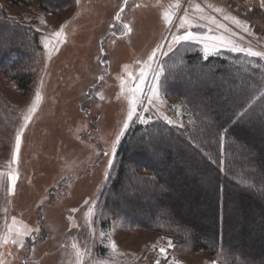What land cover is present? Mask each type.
Masks as SVG:
<instances>
[{
    "label": "rangeland",
    "instance_id": "obj_1",
    "mask_svg": "<svg viewBox=\"0 0 264 264\" xmlns=\"http://www.w3.org/2000/svg\"><path fill=\"white\" fill-rule=\"evenodd\" d=\"M0 7L8 17L38 32L42 46L30 63L33 80L27 90L0 73V107L4 112L0 111V264H156L157 260L159 264H226L220 250L193 251L179 245L171 234L133 225L134 216L130 222L110 217L104 207L117 177L122 144L135 126L158 120H171L175 126L189 122L191 112L186 104L165 95L164 76L184 65L186 55L199 52L204 56L203 44L213 42L176 44L172 37L189 30L232 42L220 44L217 40V48L210 47L208 57L246 56L228 51L233 44L264 52V36L254 32L246 15L225 0H127L126 4L125 0H74L57 14L37 3L17 5L0 0ZM166 11L171 25L163 18ZM185 16L187 23L181 28ZM227 16L244 22L249 31ZM61 29V36H55ZM5 38L6 53L15 55L11 35ZM157 48L160 51L149 60ZM157 72L160 90L154 94L149 89L157 83L153 78ZM234 75L225 77L231 81ZM133 81L144 92V96L137 93L135 97L139 118L133 117L117 143L127 119ZM184 82L193 85L188 74ZM209 86L214 88L211 81ZM37 91L42 99L23 130L17 153L16 136ZM140 118L147 123H141ZM152 148L153 152L158 149ZM172 152L177 158L176 151ZM9 173L17 176L14 189ZM202 181L209 184L210 191L211 178ZM136 194L139 201L133 198L132 203L146 201L133 191ZM256 197L254 201L264 199V195ZM202 200L200 197L198 207L213 206ZM228 200L227 196L225 211ZM185 203L182 210H195ZM251 207L236 205L234 219L254 234L261 219L257 210L247 211ZM121 209H126L125 205ZM210 221L202 218L201 222L206 225ZM257 257L245 254L254 262Z\"/></svg>",
    "mask_w": 264,
    "mask_h": 264
},
{
    "label": "trees",
    "instance_id": "obj_2",
    "mask_svg": "<svg viewBox=\"0 0 264 264\" xmlns=\"http://www.w3.org/2000/svg\"><path fill=\"white\" fill-rule=\"evenodd\" d=\"M9 1L17 5L37 3L53 14L74 3V0ZM6 34L11 35L15 55L5 51ZM41 51L40 34L28 24L8 17L0 7V73L27 90L33 80L30 63ZM183 64L164 76V93L186 104L191 112L189 122L175 126L158 120L135 126L122 144L118 173L105 202V213L125 221L134 216L133 225L171 234L179 245L193 251L220 250L226 264H264V199L254 201L256 196L264 195V100L258 98L247 116L233 124L230 99L234 82L245 88L264 84L263 59L251 56L205 59L198 52L186 55ZM232 73L233 79L227 80L225 76ZM187 74L193 82L191 86L184 82ZM202 89L205 95H201ZM0 111L4 115L1 107ZM222 127L227 128V136L218 143L217 132ZM151 143L158 148L154 152L148 147ZM172 150L180 160L173 156ZM203 178H211L210 191ZM135 190L146 201L132 203L133 198L139 199V195H133ZM227 196L229 207L225 211ZM200 197L213 206L198 207ZM153 201L155 205L151 204ZM182 202L195 210H182ZM121 205L126 209L122 210ZM236 205H252L247 208L249 213L252 208L257 210L261 223L253 235L235 221ZM202 218H209L210 224L204 225ZM245 254L258 256L257 261L245 258Z\"/></svg>",
    "mask_w": 264,
    "mask_h": 264
},
{
    "label": "snow or ice",
    "instance_id": "obj_3",
    "mask_svg": "<svg viewBox=\"0 0 264 264\" xmlns=\"http://www.w3.org/2000/svg\"><path fill=\"white\" fill-rule=\"evenodd\" d=\"M79 2V0H77V3ZM127 3V0H125V4ZM262 3H264V0H262ZM198 11H202V9L199 8V5L196 6ZM215 11L220 12L222 11V9L220 8H216ZM117 19H120L119 14H117ZM163 18L165 20V22L169 25L172 24V18L169 14V12H165L163 15ZM226 19H231L238 27H243V30L245 32L249 31L248 27L244 26V22H241L240 20H238L235 17H231V16H227L225 17ZM42 23L44 22L43 20L41 21ZM187 23V17L185 16L180 24L181 28L185 27V24ZM114 27V25H113ZM123 27L128 31L131 32V28L128 25H123ZM63 29H61V32H57L54 35L57 37L61 36ZM212 41L213 43L211 45H209L208 43H204L203 44V49H204V58L207 59L209 53V48L211 47L212 49H216L217 48V44L216 41L218 40L220 44H226V43H232L231 41H225L223 37H203L201 35H198L197 33H194L192 31L186 30L184 34L181 35H174L172 37V43H176L179 44L181 42H201V41ZM48 45L45 44V48H47ZM169 51H172L171 45H169L168 48ZM228 51H232V52H237V53H242L246 56H251V57H258L261 59H264V52H259V51H254L251 47H238L237 45L233 44L232 47L227 49ZM160 51L159 48H157L156 50H154L152 52V55L149 57V60H152L156 55L157 52ZM126 67V66H125ZM130 75V74H129ZM141 76H143V73H141ZM154 80L157 81L156 84H154L149 91H152L154 94L158 93L160 88H159V73L157 72L156 74H154ZM140 83H144L143 79L140 80ZM132 87L129 88V93H130V99H129V110H128V114H127V119L126 121L123 123V127L121 129L120 134L117 136V143L119 142V139L121 136H123L125 134V132L128 130L129 126H130V122L133 121V117L137 116L138 117V113H137V101L135 99L136 94L139 93L141 96H144V92L143 90L139 87V84H137L135 81L132 82ZM230 91L232 92V95L230 97L231 102L233 104V119H232V123H239L240 120L244 119L247 114L248 111L254 107L255 103L258 102V98L261 100H264V84H260L259 86L253 88L252 86H248L247 88L240 86L238 84H236L234 82L232 89H230ZM42 97L39 91H37L36 95H35V100L32 104V106L29 108L28 110V114L24 116V126L20 129V131L17 133L16 136V152H19V148H20V143H21V136L23 133L24 128L27 127V124L29 121H31L32 119V115L36 112V109L38 107L39 102L41 101ZM145 99H149V103H151L150 98L145 97ZM225 99H229V97H226ZM142 103V101H141ZM141 119V123H147L146 120ZM165 119H167L165 117ZM169 124L172 123L171 120L167 121ZM227 136V128H220L217 132V138H218V143H222L223 140L226 138ZM114 151H115V146H114ZM105 155H107V153H105ZM109 168H111V163L109 164ZM0 176H3V173H0ZM8 178L12 184V188L14 189L15 187V181L17 179L16 175H12L11 173L8 174ZM87 203V201H86ZM75 211V210H73ZM25 233H21V235H24ZM101 236H103L104 234L101 233ZM13 243H17L16 240L12 241ZM170 246H171V242H170ZM21 247H23V244L21 243ZM73 247H75V245H73ZM113 249H115L116 245L113 242L112 244ZM161 252H164V249L161 248L160 249ZM156 264H159V260L156 261Z\"/></svg>",
    "mask_w": 264,
    "mask_h": 264
},
{
    "label": "built area",
    "instance_id": "obj_4",
    "mask_svg": "<svg viewBox=\"0 0 264 264\" xmlns=\"http://www.w3.org/2000/svg\"><path fill=\"white\" fill-rule=\"evenodd\" d=\"M231 5L237 6L246 15L254 32L264 36V3L262 0H225ZM253 18L250 20V18Z\"/></svg>",
    "mask_w": 264,
    "mask_h": 264
}]
</instances>
